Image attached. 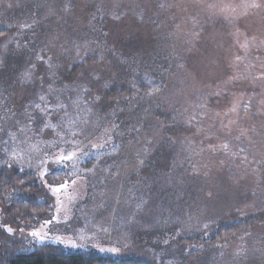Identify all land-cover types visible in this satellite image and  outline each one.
<instances>
[{"label":"trees","instance_id":"trees-1","mask_svg":"<svg viewBox=\"0 0 264 264\" xmlns=\"http://www.w3.org/2000/svg\"><path fill=\"white\" fill-rule=\"evenodd\" d=\"M156 6L153 0H0L2 18L33 20L27 39L36 48L21 58H28L23 81L26 74L33 81L16 105L34 101L27 115L38 130L29 128L30 146L57 160L42 178L16 167L20 130L9 119L0 138V219L17 229L47 223L52 214L42 182L60 187L81 179L98 186L100 204L113 211L122 206L125 215L153 211L164 218L162 238L180 248L183 264H237L224 247L239 240L249 264L253 258L264 264V59L241 55L232 82L203 85L197 73L202 50L198 55V44L156 35L150 17ZM33 7L39 8L34 16ZM1 25L0 60L9 66L19 59L2 54L13 32ZM38 25L47 36L37 35ZM243 86L232 123L222 104ZM78 140L98 149L84 148L76 159L60 153ZM218 149L224 163L216 171L217 162L205 160ZM125 170L133 173L124 176ZM222 200L225 211L218 209ZM146 250L141 258H119L33 246L0 224V264H154Z\"/></svg>","mask_w":264,"mask_h":264},{"label":"rangeland","instance_id":"rangeland-1","mask_svg":"<svg viewBox=\"0 0 264 264\" xmlns=\"http://www.w3.org/2000/svg\"><path fill=\"white\" fill-rule=\"evenodd\" d=\"M153 1L157 2V6L153 9L155 13H150V17L155 15L153 26L157 27L154 30L156 35L162 33L163 39H173L174 43L185 39L192 44H198L199 47L195 53L198 52V55L199 49L202 50L203 56L197 73L203 85L226 78L228 82H232L235 77L233 69L239 66L241 55L249 53L264 59V0ZM38 9L33 7L31 15L34 16L33 13H37ZM11 10L14 11V9ZM3 16L4 14L0 16V22L4 24L1 27L11 30L13 36L9 39L11 44L6 49L5 47L2 49V54L5 57H18L19 62H12L7 66L4 61L0 60V138L3 136V131L4 134L6 133L4 128L9 119H13L19 125L15 127L20 130L17 136L19 145L16 147L18 157L15 159V166L37 178H42L49 170L56 169L57 160H52L55 159L54 155H51L52 159L48 158L51 153L48 150L44 151L30 146L33 137H28V133L32 132L29 128L33 126L29 122L27 112L33 106L34 101L31 104L23 102L19 106L16 105L17 94L21 92V89L24 94L28 83L33 81V77L28 74L26 76L29 82L23 81L22 73L27 67L28 58L26 56L21 60L23 55H27L36 48V43L31 44L30 39H27L34 30L33 20L25 18L24 15L18 16V14L12 17L6 16V18H2ZM157 17L159 24L156 21ZM25 25H29L27 30L23 27ZM43 30L45 33L40 35L39 25L35 28L37 35L41 38L49 33L45 26ZM40 40L54 41V39ZM64 43L69 46L67 41ZM242 90H246L245 86L240 88L234 98L222 104L224 112L227 110L232 112L230 118L232 123L236 119L235 112L242 101ZM238 95L240 98L237 97ZM33 129L36 134L38 128ZM246 136L244 133V137ZM73 144L75 146L73 145L68 151L59 147L60 153L68 156V159H76L84 148L88 150L90 146L92 151L98 149L95 142L88 143L86 147L81 144L80 140L74 141ZM260 149L261 147L255 150L259 153ZM219 151L221 149L211 150L208 153V159L205 160L207 163H213L212 159L217 162L215 163L216 171L224 163V156ZM122 172L124 176L133 173L132 170ZM214 173L216 172L210 173L209 176ZM212 179L211 177L208 181L209 187L211 181H215ZM42 183L43 193L48 198L52 214L47 223L28 228L21 226L17 229L8 224L6 220L0 219V224L5 227L6 233L12 235V238L18 242L33 246L51 244L119 258H141L140 254H144L142 250L147 247L145 256L150 258L154 264H183L179 256L180 248L167 241L164 242L161 227L165 220L152 211V205H145L152 212L129 216L125 215L122 206L113 211L110 205L104 206V202L100 204L98 186L95 188L94 185L90 186L91 181L88 183L77 179L60 187H51L45 182ZM222 201L218 202V209L225 211L228 205ZM199 205L202 204L199 203ZM240 209L246 210L247 208L242 206ZM236 247L238 249L233 250ZM242 247L241 240L232 246L224 247L228 250L231 263L249 264V261L243 258L245 255ZM252 260H255L253 264L257 263L256 258ZM198 264H214V262L209 259H200Z\"/></svg>","mask_w":264,"mask_h":264},{"label":"snow or ice","instance_id":"snow-or-ice-1","mask_svg":"<svg viewBox=\"0 0 264 264\" xmlns=\"http://www.w3.org/2000/svg\"><path fill=\"white\" fill-rule=\"evenodd\" d=\"M57 191H59V189H56ZM35 235V234H34Z\"/></svg>","mask_w":264,"mask_h":264}]
</instances>
